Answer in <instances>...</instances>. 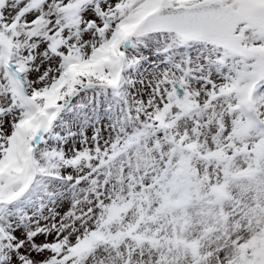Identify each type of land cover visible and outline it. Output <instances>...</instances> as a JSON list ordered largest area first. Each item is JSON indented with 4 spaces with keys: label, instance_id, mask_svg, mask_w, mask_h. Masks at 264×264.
<instances>
[{
    "label": "snow or ice",
    "instance_id": "1",
    "mask_svg": "<svg viewBox=\"0 0 264 264\" xmlns=\"http://www.w3.org/2000/svg\"><path fill=\"white\" fill-rule=\"evenodd\" d=\"M0 264H264V0H0Z\"/></svg>",
    "mask_w": 264,
    "mask_h": 264
}]
</instances>
